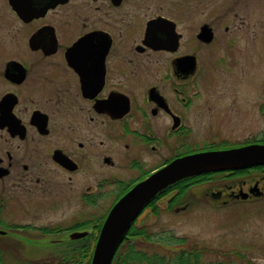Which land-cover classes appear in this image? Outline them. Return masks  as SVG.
Returning a JSON list of instances; mask_svg holds the SVG:
<instances>
[{"label":"flooded vegetation","instance_id":"1","mask_svg":"<svg viewBox=\"0 0 264 264\" xmlns=\"http://www.w3.org/2000/svg\"><path fill=\"white\" fill-rule=\"evenodd\" d=\"M260 119L264 0H0V264H72L134 186L264 144ZM202 201H264V164L178 180L128 234Z\"/></svg>","mask_w":264,"mask_h":264},{"label":"rangeland","instance_id":"2","mask_svg":"<svg viewBox=\"0 0 264 264\" xmlns=\"http://www.w3.org/2000/svg\"><path fill=\"white\" fill-rule=\"evenodd\" d=\"M234 1L235 7H242L244 2ZM242 16L241 11L240 17ZM222 54L220 49L219 56ZM241 64L245 66L243 61ZM248 124L250 138L264 128V120L261 119L252 120ZM206 187L202 184L199 190L203 191ZM158 221L157 223L156 217L151 219L152 223H156L155 226H164V229H170L174 235L185 237L186 246L194 245L202 249V264H264V201L225 207L220 201H202L187 214L163 212ZM133 241L139 249L148 252L159 250L156 244H146L138 239ZM40 248L43 250H37L38 252L47 250L44 245Z\"/></svg>","mask_w":264,"mask_h":264},{"label":"water","instance_id":"3","mask_svg":"<svg viewBox=\"0 0 264 264\" xmlns=\"http://www.w3.org/2000/svg\"><path fill=\"white\" fill-rule=\"evenodd\" d=\"M256 164H264V144L190 155L155 172L128 191L111 209L98 237L91 264H113L120 245L128 238L132 223L171 184L198 173ZM84 235L87 233L73 237Z\"/></svg>","mask_w":264,"mask_h":264},{"label":"trees","instance_id":"4","mask_svg":"<svg viewBox=\"0 0 264 264\" xmlns=\"http://www.w3.org/2000/svg\"><path fill=\"white\" fill-rule=\"evenodd\" d=\"M132 239L156 244L159 250L148 252L139 249ZM125 242L118 249L113 264H202L201 255L204 251L194 245L186 246L185 237L176 236L171 232L166 235L131 232ZM93 250H88V255L83 250L79 251V254L75 253L72 264H91Z\"/></svg>","mask_w":264,"mask_h":264}]
</instances>
